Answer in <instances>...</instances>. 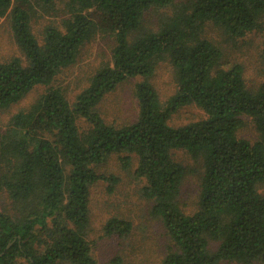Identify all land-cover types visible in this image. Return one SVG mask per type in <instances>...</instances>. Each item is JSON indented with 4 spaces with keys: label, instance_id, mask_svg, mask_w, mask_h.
<instances>
[{
    "label": "trees",
    "instance_id": "obj_1",
    "mask_svg": "<svg viewBox=\"0 0 264 264\" xmlns=\"http://www.w3.org/2000/svg\"><path fill=\"white\" fill-rule=\"evenodd\" d=\"M153 7L172 12L157 29H146L144 15ZM38 10L60 17L46 25L42 40L32 26ZM3 18L22 55L0 63V113L34 86L47 89L0 125V191L7 197L0 207V264H98L87 238L90 189L104 179L114 190L119 178L98 171L114 154L125 168L137 162L151 212L175 242L162 264L264 263V82L250 87L244 65H226L216 40L261 30L264 61V0H0ZM101 32L115 36L112 59L71 102L54 80ZM166 59L177 90L164 103L150 77ZM137 76V119L108 122L100 103ZM193 103L205 118L171 122ZM247 118L255 140L241 134ZM179 149L195 167L175 157ZM190 172L201 184L188 210L181 193ZM131 229L119 217L105 225L110 235Z\"/></svg>",
    "mask_w": 264,
    "mask_h": 264
},
{
    "label": "rangeland",
    "instance_id": "obj_2",
    "mask_svg": "<svg viewBox=\"0 0 264 264\" xmlns=\"http://www.w3.org/2000/svg\"><path fill=\"white\" fill-rule=\"evenodd\" d=\"M172 12L168 7H153L145 12L143 27L157 29L159 20ZM60 21V17L38 10L32 26L40 40L46 25ZM218 44L224 49L226 65L234 61L244 65V73L250 87L264 82V61L261 55L263 32L254 30L243 37L230 38L223 34L216 36ZM115 36L108 33H97L82 46L77 60L63 68L54 80L55 86L62 87L71 102L89 84V78L104 62L112 59ZM16 55H22L13 36L8 18L0 20V63ZM141 76L130 78L112 92L108 93L100 103L99 110L104 118L114 124H126L135 121L139 113L136 96V84ZM175 69L169 59L161 61L150 81L157 88L161 100L165 103L176 92ZM47 86L38 84L27 92L18 102L6 107L0 113V125L5 126L11 116L20 109L29 108ZM206 117L205 111L196 104H188L179 108L171 120L174 124H184ZM84 121L81 118L80 123ZM241 134L252 140L258 138L257 130L251 118ZM120 154H114L100 166L98 171L114 174L119 178L114 190H109V182L101 179L90 189L89 207L90 223L87 238L91 241L93 255L98 264H162L167 253L174 249L175 242L159 217L151 212L152 201L145 197L142 188L145 180L135 176L137 162L125 168ZM175 157L184 164L195 167L196 161L183 149L175 151ZM201 177L196 172L186 175L182 184V203L190 210L197 202ZM264 192V184L261 188ZM7 197L0 191V207L5 205ZM112 217L128 219L132 229L128 234H108L105 225ZM219 264H241L235 261H221ZM252 264H264L254 262Z\"/></svg>",
    "mask_w": 264,
    "mask_h": 264
},
{
    "label": "water",
    "instance_id": "obj_3",
    "mask_svg": "<svg viewBox=\"0 0 264 264\" xmlns=\"http://www.w3.org/2000/svg\"><path fill=\"white\" fill-rule=\"evenodd\" d=\"M12 243H13V242H10V243L8 244L7 248L10 247ZM4 253H5V251H4V252H1L0 255H3Z\"/></svg>",
    "mask_w": 264,
    "mask_h": 264
}]
</instances>
